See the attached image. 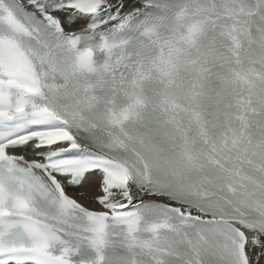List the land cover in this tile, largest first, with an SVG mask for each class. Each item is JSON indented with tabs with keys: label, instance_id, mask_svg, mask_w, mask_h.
<instances>
[{
	"label": "snow or ice",
	"instance_id": "snow-or-ice-1",
	"mask_svg": "<svg viewBox=\"0 0 264 264\" xmlns=\"http://www.w3.org/2000/svg\"><path fill=\"white\" fill-rule=\"evenodd\" d=\"M0 264H264V0H0Z\"/></svg>",
	"mask_w": 264,
	"mask_h": 264
}]
</instances>
